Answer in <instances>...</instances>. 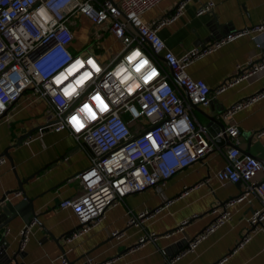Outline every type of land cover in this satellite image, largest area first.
Instances as JSON below:
<instances>
[{
	"label": "built area",
	"instance_id": "1",
	"mask_svg": "<svg viewBox=\"0 0 264 264\" xmlns=\"http://www.w3.org/2000/svg\"><path fill=\"white\" fill-rule=\"evenodd\" d=\"M160 1L0 0V117L28 89L44 101L53 128L66 130L89 150L90 165L76 176L80 194L60 203L61 208L72 211L79 224L65 236L66 243L91 231L107 209L125 196L147 188L160 191L177 172L202 161L213 149L206 127L197 123L192 114V105L209 103L211 90L203 79L193 78L187 66L197 56L214 51L242 32L228 33L212 45L177 56L158 30L177 18L188 0H181L166 18L144 22L140 16ZM214 5L208 0L196 14L209 12ZM76 13L86 16L93 25L92 40L98 42L108 30L121 43V50L108 62H100L90 52L71 50ZM105 22L106 29L102 27ZM253 30L264 34V22ZM255 45L262 47L256 36ZM263 69L264 55L259 60H249L244 68L237 66L236 75L218 92ZM263 95L264 92L235 103L222 116H232ZM73 116L78 123L72 121ZM225 132L234 141L225 151V171L233 181L242 182L243 189L238 197L212 209L214 219L188 242L186 250H194L210 232L229 220L232 206L249 201V197L257 198L260 207L247 218L242 242L258 230L264 232V179L260 177L263 165L238 149L239 128L235 122H230ZM4 162V156H0V164ZM8 198L5 195L4 199ZM159 209L131 214L127 224L138 225L141 218L153 216ZM187 222L174 231L182 230ZM33 223L23 224L18 231L19 252ZM112 235L119 237L122 233L114 231ZM155 239L154 232H145L137 246ZM67 253L68 249L63 250L52 264H69ZM109 262L96 263L89 258L84 263Z\"/></svg>",
	"mask_w": 264,
	"mask_h": 264
},
{
	"label": "crops",
	"instance_id": "2",
	"mask_svg": "<svg viewBox=\"0 0 264 264\" xmlns=\"http://www.w3.org/2000/svg\"><path fill=\"white\" fill-rule=\"evenodd\" d=\"M180 1L161 0L140 17L144 22L166 18ZM206 1L188 0L181 14L161 26L158 34L166 46L180 56L217 40L210 30L212 21L223 26L226 34L242 32L214 51L197 56L187 66V72L195 79H203L211 90L209 103L198 105L197 110L192 108V114L196 122L205 127L209 122L206 115L218 117L226 127L235 122L239 128L238 149L264 162V131L257 136L264 130V95L232 116H222L235 103L264 92H261L264 69L218 92L224 82L236 75L237 66L244 68L249 60L256 61L264 55V34L253 30L264 22V0H212L215 3L212 10L197 15ZM83 16L76 13L73 17L75 40L70 45L72 51L80 53L87 52L84 46L92 39L88 29H82L85 22L92 25ZM107 24L105 22L102 27L106 29ZM218 29L214 32L218 33ZM255 36L262 41L261 48L256 47ZM100 41L111 50L109 54L93 52L102 63L121 50V43L108 30ZM46 123L47 126L32 131L20 144H15L19 135ZM51 123L44 101L28 89L0 117V153L6 150L11 161L5 157V162L0 164V198L17 189L16 178L26 179L21 186L32 200V209L37 215L22 252L16 256L18 263L52 264L54 258L68 249L67 258L73 264H83L89 258L96 263L109 260L108 264H264V232L258 230L242 242L247 233V218L260 207L254 197L232 206L229 220L210 232L194 250L181 249L173 253L172 258L166 252L176 241L189 242L202 232L215 217L212 209L238 197L243 189L242 182L233 181L225 171V151L230 146L215 145L208 131L213 149L202 161L177 172L160 191L147 188L125 196L107 209L104 218L91 231L66 243V233L79 224L72 211L61 208L60 203L80 194L76 176L89 167L90 154L66 130L54 129ZM260 177L264 179V172ZM7 195L8 200L14 202L21 199L20 194ZM159 207L153 216L141 218L138 225L127 224L131 214ZM185 220L188 222L182 230L174 231ZM23 224L16 217L6 225L4 238L9 242L8 252L15 250L17 234ZM114 231L122 235L113 237ZM145 232H154L156 239L137 246L139 237Z\"/></svg>",
	"mask_w": 264,
	"mask_h": 264
},
{
	"label": "water",
	"instance_id": "3",
	"mask_svg": "<svg viewBox=\"0 0 264 264\" xmlns=\"http://www.w3.org/2000/svg\"><path fill=\"white\" fill-rule=\"evenodd\" d=\"M211 24H213V26L211 27L210 30L213 31V38L214 39H218V38H221V37L226 35L225 29L223 28V26H220L218 23L216 24L215 21H212ZM217 29H218V33L214 32ZM192 108L197 110L198 105H196V104L192 105ZM206 117L209 120V122L206 124V128H207V131H208L210 137L213 140V143L219 147H222L224 145L232 146L233 144H232L229 136L225 132V128H226L225 123L222 120H220L218 117H215V116H209V115L207 116L206 115ZM45 126H47V123L44 125H40V126L31 128L30 130L24 132L23 134L19 135L16 138L15 144H20L21 141L25 137L29 136L32 131L39 130ZM0 156H4V158L6 157L8 159V161L11 162L9 157H8L6 150H4L2 153H0ZM261 163H262L263 168H264V162H261ZM16 180H17V189L6 192L4 195L13 194L14 192L18 191V193L21 196V199L14 202L11 200H5L4 196H2L0 198V231L2 228H5L6 225L8 223H10L11 221H13L16 217L20 218V220L24 224H28L32 221L34 223L37 222V219H36L37 215L34 213V211L32 209V200L24 194V191H23L22 186H21V184L23 182H25L26 179L18 180L16 178ZM153 211H154V209L151 210L150 213H152ZM77 228H78V226H76L70 232L66 233V236L70 235ZM6 229L7 228H5L3 232H0V264H17L18 262L16 260V256H18L21 253L18 251L19 240L17 241V246H16L15 250L8 252L7 248L9 247V242L4 238L5 237L4 235L6 234ZM187 246H188L187 240L180 239V240L176 241L175 243H173L168 248V250L166 252H167L168 256L170 258H172L173 253H176L177 251L184 249ZM69 264H73V262L69 261ZM83 264H85V263H83Z\"/></svg>",
	"mask_w": 264,
	"mask_h": 264
},
{
	"label": "rangeland",
	"instance_id": "4",
	"mask_svg": "<svg viewBox=\"0 0 264 264\" xmlns=\"http://www.w3.org/2000/svg\"><path fill=\"white\" fill-rule=\"evenodd\" d=\"M83 17H85V16H83ZM86 18V17H85ZM72 21H74V20H72ZM85 21V20H84ZM78 23V25L80 24L79 22H77ZM81 25V24H80ZM92 26L93 25H90L89 23H84L83 25H82V29H83V31H87V29H88V31H89V33H91V31H92ZM91 37V36H90ZM84 49H86L87 50V52H94L95 50H98L99 52H102V53H104V52H106L107 54H109V53H111V50H110V48H106V47H104L103 46V44H102V42L100 41V42H95L94 40H89L88 42H86V44H85V46H84ZM110 60V58L108 57L107 58V60L106 61H109ZM105 63V62H104Z\"/></svg>",
	"mask_w": 264,
	"mask_h": 264
},
{
	"label": "snow or ice",
	"instance_id": "5",
	"mask_svg": "<svg viewBox=\"0 0 264 264\" xmlns=\"http://www.w3.org/2000/svg\"><path fill=\"white\" fill-rule=\"evenodd\" d=\"M89 63L91 64L92 62L89 61ZM93 67H95L94 64H93ZM138 70H139V69H138ZM154 74H155V73H153V75H154ZM85 75L87 76L88 74L86 73ZM67 94H68V93L66 92V95H67ZM95 99H96L97 102L100 103L101 105L103 104V102L100 100L99 97H96ZM84 109H85V110H88V105H85V106H84ZM72 121H73L74 123H78V121H77V117L73 116V117H72Z\"/></svg>",
	"mask_w": 264,
	"mask_h": 264
}]
</instances>
